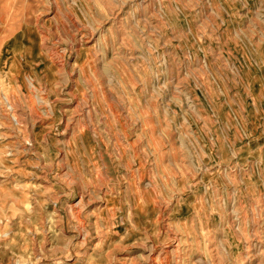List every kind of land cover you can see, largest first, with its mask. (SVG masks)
Here are the masks:
<instances>
[{"label":"rangeland","instance_id":"rangeland-1","mask_svg":"<svg viewBox=\"0 0 264 264\" xmlns=\"http://www.w3.org/2000/svg\"><path fill=\"white\" fill-rule=\"evenodd\" d=\"M0 22V264H264V0Z\"/></svg>","mask_w":264,"mask_h":264},{"label":"bare ground","instance_id":"bare-ground-1","mask_svg":"<svg viewBox=\"0 0 264 264\" xmlns=\"http://www.w3.org/2000/svg\"><path fill=\"white\" fill-rule=\"evenodd\" d=\"M1 23V22H0ZM15 63V62H14ZM4 78V77H3ZM159 150V149H158ZM155 152V151H154ZM162 153V152H161ZM102 156H104V155H102ZM105 158V157H104ZM105 160V159H104ZM108 160V159H107ZM108 170V169H107ZM110 171V170H109ZM101 175H102V173H101ZM104 175V174H103ZM83 195V194H82ZM73 211V210H72ZM73 213V212H72ZM78 213V212H77ZM75 214V213H74ZM79 214V213H78ZM77 214V215H78ZM171 241V240H170ZM178 247V246H177ZM161 251H162V249H161ZM166 251V250H165ZM160 252V251H159ZM162 253V252H161ZM164 254V253H163ZM164 257V256H163ZM166 257V256H165Z\"/></svg>","mask_w":264,"mask_h":264}]
</instances>
